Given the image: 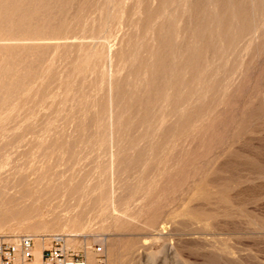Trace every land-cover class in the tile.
Instances as JSON below:
<instances>
[{
    "label": "rangeland",
    "instance_id": "obj_1",
    "mask_svg": "<svg viewBox=\"0 0 264 264\" xmlns=\"http://www.w3.org/2000/svg\"><path fill=\"white\" fill-rule=\"evenodd\" d=\"M57 234L264 264V0H0V236Z\"/></svg>",
    "mask_w": 264,
    "mask_h": 264
},
{
    "label": "built area",
    "instance_id": "obj_2",
    "mask_svg": "<svg viewBox=\"0 0 264 264\" xmlns=\"http://www.w3.org/2000/svg\"><path fill=\"white\" fill-rule=\"evenodd\" d=\"M41 241L32 235L0 236V264H107L102 242L71 245L61 234Z\"/></svg>",
    "mask_w": 264,
    "mask_h": 264
},
{
    "label": "bare ground",
    "instance_id": "obj_3",
    "mask_svg": "<svg viewBox=\"0 0 264 264\" xmlns=\"http://www.w3.org/2000/svg\"><path fill=\"white\" fill-rule=\"evenodd\" d=\"M20 183H22V182H20ZM16 187V186H15ZM23 187V186H22ZM74 189V188H73ZM102 190V189H101ZM26 191V190H25ZM8 193V192H7ZM2 194V193H1ZM16 195V194H15ZM75 205V204H74ZM74 222H77V221H74ZM163 235V234H162ZM38 236H40V235H38ZM45 236V235H44ZM162 237H164V236H162ZM156 238H158V237H156ZM165 239H167L166 238V236L164 237ZM42 239V238H41ZM44 239V238H43ZM161 239V238H160ZM157 240V239H156ZM69 244L72 242V239L71 238H69ZM159 241V240H158ZM165 241V240H164ZM40 242H42V241H40ZM160 242V241H159ZM146 243V242H145ZM157 243V242H156ZM166 243V242H165ZM162 244V243H161ZM163 245V244H162ZM161 245V246H162ZM170 247V246H169ZM167 248V247H166ZM147 249V248H146ZM168 249V248H167ZM165 252V251H164ZM167 252V251H166ZM169 253V252H168ZM165 254V253H164ZM168 255V254H167ZM150 258V257H149ZM151 259V258H150Z\"/></svg>",
    "mask_w": 264,
    "mask_h": 264
}]
</instances>
